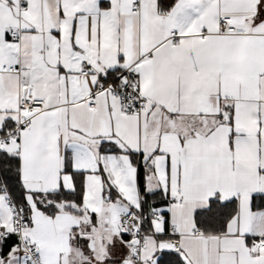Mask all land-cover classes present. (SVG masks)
Instances as JSON below:
<instances>
[{
  "label": "snow or ice",
  "instance_id": "1",
  "mask_svg": "<svg viewBox=\"0 0 264 264\" xmlns=\"http://www.w3.org/2000/svg\"><path fill=\"white\" fill-rule=\"evenodd\" d=\"M0 264H264V0H0Z\"/></svg>",
  "mask_w": 264,
  "mask_h": 264
}]
</instances>
